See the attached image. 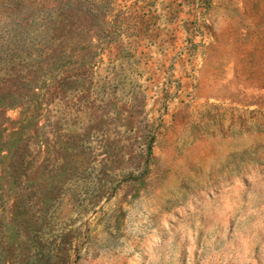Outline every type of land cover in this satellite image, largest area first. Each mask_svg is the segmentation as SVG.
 I'll return each mask as SVG.
<instances>
[{"label": "rangeland", "instance_id": "374dc122", "mask_svg": "<svg viewBox=\"0 0 264 264\" xmlns=\"http://www.w3.org/2000/svg\"><path fill=\"white\" fill-rule=\"evenodd\" d=\"M21 31L77 62H0V264H264V0H0Z\"/></svg>", "mask_w": 264, "mask_h": 264}, {"label": "trees", "instance_id": "16d2710c", "mask_svg": "<svg viewBox=\"0 0 264 264\" xmlns=\"http://www.w3.org/2000/svg\"><path fill=\"white\" fill-rule=\"evenodd\" d=\"M43 29H45V27H43ZM48 32L49 31H26L24 33L21 31V34L23 35H21L18 40L9 39V42L14 41L13 44H17L15 47L16 49L13 50L10 47L3 49V57H0V62H7L15 59H19L21 62H24L25 59H22L19 55H17L16 50H18L19 52L24 51L25 58H28L27 63H29L32 67H35L37 70H40L43 74L50 69V66H53V69L56 68L57 73L64 72L63 68H65L69 63L75 64L77 62L66 61L67 57H69L67 56V46H69L70 43L65 38L60 41L53 36H48ZM4 35L5 36L1 37L2 41L11 37L9 33H5ZM1 212L2 210L0 209V217ZM1 239L2 236H0V256L2 254Z\"/></svg>", "mask_w": 264, "mask_h": 264}]
</instances>
